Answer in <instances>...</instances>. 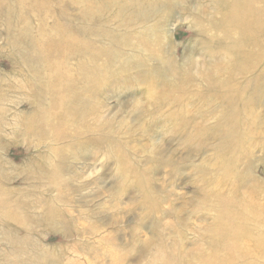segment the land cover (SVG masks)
Masks as SVG:
<instances>
[{
    "label": "rangeland",
    "instance_id": "1",
    "mask_svg": "<svg viewBox=\"0 0 264 264\" xmlns=\"http://www.w3.org/2000/svg\"><path fill=\"white\" fill-rule=\"evenodd\" d=\"M244 1L0 0V264H264Z\"/></svg>",
    "mask_w": 264,
    "mask_h": 264
},
{
    "label": "bare ground",
    "instance_id": "2",
    "mask_svg": "<svg viewBox=\"0 0 264 264\" xmlns=\"http://www.w3.org/2000/svg\"><path fill=\"white\" fill-rule=\"evenodd\" d=\"M124 2H123V4H121V6H120V10L123 12V10L125 11L126 9H127V7L129 6V3L127 4L125 1L126 0H123ZM133 1V0H132ZM257 1H259V2H261L262 3V6L258 9V10H250V9H248L247 11L248 12H250L251 13V15L250 16H252L251 17V23L250 24H254L255 25V28H259V27H261V25L259 24L260 22H261V19H262V17H263V15H264V0H257ZM136 2H137V0H136ZM132 3V2H131ZM116 4V3H115ZM138 4V3H137ZM136 4V5H137ZM246 4H249V2L247 1V0H245L244 1V4L243 5H236L235 7H237V9L239 8V9H241V8H244V6H247ZM117 5V4H116ZM44 6V5H43ZM119 6V5H118ZM138 6V5H137ZM149 6V5H148ZM230 6V5H229ZM133 7V4H130V8H132ZM144 7V6H143ZM135 9L136 10H139V7L137 8V7H135ZM134 9V10H135ZM145 9H147V7H145ZM128 10V9H127ZM132 10V9H131ZM243 10H245V8L243 9ZM92 11V10H91ZM149 11V10H148ZM242 11V10H241ZM138 13H140V12H138V11H133L131 14H129V16L130 17H132V16H136V15H139ZM123 16H125V15H123ZM137 17V16H136ZM135 17V18H136ZM135 18H133L134 20H135ZM123 19V18H122ZM128 19V18H127ZM131 19V18H130ZM145 19V18H144ZM232 20H231V28H227V31L226 32H230L232 29H234V28H236V27H239V25H240V22H241V20L239 19V17H237V16H232V18H231ZM130 21H132V19L130 20ZM243 30V29H242ZM41 39V38H40ZM247 40V39H246ZM245 41V40H244ZM60 43V42H59ZM60 47V46H59ZM62 47V46H61ZM62 96V95H61ZM60 98V97H59ZM58 98V99H59ZM62 99V98H61ZM247 133V132H246ZM243 137V136H242ZM243 139H245V138H243ZM242 139V140H243ZM249 203H250V201H249ZM249 203H248V205H249ZM252 203V202H251ZM253 204V203H252ZM252 204H251V206H252ZM250 206V207H251ZM263 234V233H262ZM262 236V235H261ZM260 236V237H261ZM256 237H258V236H256ZM245 240V239H244ZM259 240H260V238H259ZM253 241V240H252ZM256 241V240H255ZM254 242V241H253ZM260 242V241H259ZM255 243V242H254ZM264 242H262V244H263ZM256 244V243H255ZM254 244V245H255ZM261 244V245H262ZM257 245H259V244H257ZM264 245V244H263ZM244 246V245H243ZM256 246V245H255ZM253 247V246H252ZM262 247V246H261ZM264 247V246H263ZM242 248V247H241ZM245 248V247H244ZM254 248V247H253ZM246 249V248H245ZM260 249V248H259ZM244 250V249H243ZM255 250V249H254ZM246 251V250H245ZM247 251H249V250H247ZM246 251V252H247ZM262 251V250H261ZM243 252V251H242ZM256 252H257V250H256ZM260 252V251H259ZM250 253H251V251H250ZM258 253V252H257ZM263 253V252H262ZM241 254V253H240ZM244 255V254H243ZM256 255V254H255ZM263 255V254H262ZM247 256V255H246ZM264 256V255H263ZM257 257V256H256ZM260 257V256H259ZM252 258V257H251ZM254 258V257H253ZM250 262H249V264L251 263V259L249 260ZM252 262H254V261H252ZM256 262V261H255ZM254 264V263H253ZM256 264V263H255Z\"/></svg>",
    "mask_w": 264,
    "mask_h": 264
}]
</instances>
